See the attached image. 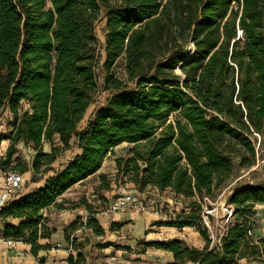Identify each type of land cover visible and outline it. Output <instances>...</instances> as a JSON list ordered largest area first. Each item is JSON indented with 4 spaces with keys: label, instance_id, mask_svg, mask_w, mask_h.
Returning <instances> with one entry per match:
<instances>
[{
    "label": "trees",
    "instance_id": "obj_1",
    "mask_svg": "<svg viewBox=\"0 0 264 264\" xmlns=\"http://www.w3.org/2000/svg\"><path fill=\"white\" fill-rule=\"evenodd\" d=\"M100 23L103 42L96 36ZM101 92L111 97L79 130ZM1 110L14 120L10 135L0 136V143L10 142L1 171L26 172L4 169L19 141L35 152L30 168L38 175L70 142L80 151L42 187L0 208L2 221H18L3 226L2 239L29 245L35 258L51 249L38 242L52 234L43 211L59 208L57 199L95 175L122 143L131 148L114 162L133 189L202 199L230 178L235 160L252 167L251 139H264V0H0ZM43 143L49 153L41 151ZM97 178L99 189L109 190L106 176ZM229 200L234 226L217 249H209L203 229L201 250L176 239L146 245L171 253L172 264H264V237L247 236L251 210L264 205V188L236 190ZM193 204L167 225L194 226L199 206ZM93 217L82 227L103 237ZM66 264H85V258L69 255Z\"/></svg>",
    "mask_w": 264,
    "mask_h": 264
},
{
    "label": "rangeland",
    "instance_id": "obj_2",
    "mask_svg": "<svg viewBox=\"0 0 264 264\" xmlns=\"http://www.w3.org/2000/svg\"><path fill=\"white\" fill-rule=\"evenodd\" d=\"M104 23L98 24L97 30H96V36L100 42L104 41ZM99 86L102 85L103 81V70L99 69ZM116 75L120 78H124L123 71L121 69H118L116 72ZM111 97L110 94L107 92H101L99 95H97L94 102L89 106L87 109L81 124L79 125V130H81L88 120H90L94 114V112L97 109L103 108L107 100ZM14 128V120L12 115L7 110H1L0 111V136L1 138H7L10 133L13 131ZM260 144L259 148L257 149L256 158L254 160V164L250 168H244L239 166V159L235 160L233 171L231 173L230 178L220 187H214L213 191L209 195H203L202 199H190V200H182L179 198H174V196H171L170 194H166L163 197L168 198L171 201L172 208H171V215L177 217L178 215L181 216H187V214L190 211V204L195 202L196 204L192 205V208H196L195 206H199L198 209H194L193 215L191 218L193 220H196V224L191 227L182 228L183 233L185 234L183 239H178L180 245L183 248L188 249H197L201 250L208 242V247L210 250L217 249L219 246V240H215L212 236H216L218 233L223 231L224 227V220L225 218H216V217H208V220L206 217V212H209L210 210L216 209L221 203V205L225 208L228 206H232L230 202V197L236 190H241L244 188H264V139L261 136L259 138ZM10 146V142H1L0 143V158L5 157V153L7 151V148ZM131 145H122L117 148H114L111 154H108L106 159L103 161L100 169L98 172H96L95 175L90 176L87 178L82 184L78 185L76 189H70L65 192V196L62 199L60 203L59 208H55V210H52V213L47 217L46 225L49 227L48 230L51 231V236L55 234L56 228L60 226L59 219L57 214V211L66 210V211H72L75 209H78V211H84V207L87 206L90 207V209H87V213L90 215H93L95 220H97L99 226H104L105 234L103 237H97L95 236L90 229L82 227L83 224L82 221L77 217H72V219H69V221L66 223L67 225L62 228V234L64 237V240L66 237L69 238V240H72L76 243V239L72 238V233L74 231H79L80 236L78 239L82 241L81 243H85L87 245H91L95 248L97 246H101L107 243L112 244V250L109 251L113 253L115 250H123L124 255H127L129 258H132V262H139L141 264H155L156 254H158L157 251H163L158 249L157 247L147 246V243H153V242H161V243H167L170 242L174 238L173 236L177 237L176 235L164 233L166 235L161 236V230L159 228H152V226L157 227H169L167 224L170 223L173 219H168L170 213H168V209L165 207L163 208V211H165V219L164 220H158L154 216L151 215H132L130 213H123L125 215L124 218H129L128 220H125L121 225H114L112 223L113 218L112 214L106 213L105 210L108 208L110 204H112V201L117 198L119 195H121L122 191H133L131 184L128 183L129 180L126 178V176L122 174H117L116 165L114 162L115 158L124 157L127 155L128 151L130 150ZM41 151L44 153L50 152V146L48 143H43L41 146ZM79 149L77 148L76 143L70 142L68 145V148L66 151L60 152L58 156L56 157L55 162L47 168V172L42 174H35L31 170V164L33 161V157L35 156V152L28 146H25L22 141H19L15 147H14V155L12 156V159L10 161V164L7 166V168H4L6 170H9L11 168H17L16 170L21 171L23 168L26 170V172L22 175L23 182H44L48 177L53 176L54 174H58L61 172L68 164L69 160L72 159L75 155L79 154ZM4 167V166H3ZM0 169L1 168L0 166ZM0 172H3L0 170ZM99 174L105 175L106 180L109 181V190H100V182L97 178ZM1 175V173H0ZM130 179V177H129ZM25 184V183H24ZM36 187L33 185L27 184L24 185L22 195L28 194L32 192ZM145 193L151 194V190H144ZM139 193V192H137ZM153 194V193H152ZM91 196H95V201L97 200L99 202V205H96L97 211H93V205L90 203H87L86 198H91ZM220 203V204H219ZM76 204V205H75ZM97 204V203H96ZM219 204V205H218ZM209 210V211H208ZM81 214V213H79ZM99 216V219H97ZM108 216L109 218L106 221H102L101 218L104 216ZM171 216V217H172ZM223 216V215H222ZM86 217L84 213H82V218ZM134 218H137V220H144L142 222H146V230H145V236L142 233L138 237L134 233H131L129 229H125L122 232L120 229L116 232L118 228H114L113 226H125L130 225L129 223H133L132 221ZM250 223L252 226H250V230L247 233V236L253 238V241L256 242L258 238L264 237V205L256 204L254 205L253 209L251 210V216L249 217ZM71 221V222H70ZM221 221V222H220ZM15 223L17 224L18 221L16 220H6L2 221L0 218V227H3L6 223ZM223 222V223H222ZM148 223V224H147ZM207 223L210 227L209 231L205 227V224ZM218 223V224H217ZM161 224V225H160ZM72 226V228H69ZM133 225H131L132 227ZM102 228V227H101ZM70 229V230H69ZM201 229L205 230L206 236H207V242L205 239H203L200 236L199 231ZM220 229V230H219ZM179 230V229H177ZM147 233H150L148 239H146ZM1 234V232H0ZM50 236V238H51ZM190 236V237H189ZM50 238L48 240H50ZM195 240H194V239ZM210 238V239H209ZM189 239V240H188ZM191 239V240H190ZM119 240L123 243V246L121 243H119ZM134 240V242L131 244L129 241ZM66 241V240H65ZM41 245L45 246L47 243V240H39L38 241ZM67 242V241H66ZM120 244V245H119ZM77 245L75 244V247ZM122 246V247H121ZM108 256V255H107ZM138 264V263H137ZM236 264H261L257 261H249L248 259H241L236 261Z\"/></svg>",
    "mask_w": 264,
    "mask_h": 264
},
{
    "label": "crops",
    "instance_id": "obj_3",
    "mask_svg": "<svg viewBox=\"0 0 264 264\" xmlns=\"http://www.w3.org/2000/svg\"><path fill=\"white\" fill-rule=\"evenodd\" d=\"M2 142H8V141H2ZM24 179V178H22ZM25 185L30 184L36 187L34 190L39 189L42 187L44 182H24ZM82 184V183H81ZM80 184H76L75 186H72V190L76 189V187ZM70 189V191H71ZM33 190V191H34ZM65 193L57 199V203H60L64 199ZM76 205V204H75ZM52 210H55V207H50L46 212L48 214L47 217L52 213ZM81 213V214H79ZM82 213L86 216V211H78V209L75 210H61L57 211V216L59 219L60 226L56 228L55 234H53L50 238V240H47V243L51 246V249L48 251H41L38 253V256L35 258L30 254V246L26 245L21 242H14V245L12 247H7L1 240V234H0V264H66V261L68 259L69 255H75L77 253L82 254L85 258V264H141L139 262L135 263L132 262L133 259L129 258L127 255H124L123 250H115L113 253L109 251H113L111 247L105 248V249H99L91 246L90 244L87 245L86 242L81 243L78 239V237H81L79 231L75 232V239H76V248L73 249L65 240L62 234V228L66 226L69 219H72V217H77L80 220H83ZM99 219V216L96 215ZM112 223L114 225H121L125 220H128L127 218H124L125 215H114L112 216ZM109 217L106 215L103 218H101L102 221H106ZM144 221V220H142ZM140 219L137 220V218H134L132 221L133 223H129L130 225L125 226H114V228H118L116 232L120 229L122 232L125 229H129L131 233H134L136 237L139 238V236L142 233V237L145 234L146 230V222H142ZM71 222V221H70ZM148 224V223H147ZM131 225H133L131 227ZM161 225V224H160ZM104 230V226H100ZM3 227H0V230H2ZM159 228L161 232V236L166 235L164 233H169L175 235L173 232L176 228H169V227H157ZM177 230V229H176ZM73 232V233H74ZM106 232V231H104ZM151 234L147 233L146 239L149 238ZM183 235H185L183 233ZM145 236V235H144ZM177 236V235H176ZM176 239L175 236H173ZM180 239L177 237V240ZM134 242V240L129 241L130 246ZM119 243L123 246V243L121 240H119ZM120 245V244H119ZM121 246V247H122ZM158 254H156V263L155 264H172L174 263L173 255L166 251H157ZM108 255V256H107ZM39 261H42L43 263H40ZM150 264V263H147ZM184 264H191V263H184Z\"/></svg>",
    "mask_w": 264,
    "mask_h": 264
},
{
    "label": "built area",
    "instance_id": "obj_4",
    "mask_svg": "<svg viewBox=\"0 0 264 264\" xmlns=\"http://www.w3.org/2000/svg\"><path fill=\"white\" fill-rule=\"evenodd\" d=\"M255 140L251 139V142L254 145L256 154L257 149L259 148V136L257 134L254 135ZM0 208L3 207L6 203H8L10 200L18 197L22 194L24 182L22 179V174L15 172V171H5L0 172ZM144 190H151V194L143 192H139L137 190L133 191H122L121 195H119L117 198H115L112 201V204L108 206V208L105 210L106 213H110L113 216L117 215H123V213H130L132 215H151L157 218L158 220H164L165 219V211H163V208L165 207L168 209V213L171 215V208L172 204L171 201L168 198H164L163 196L166 194H170L171 196H174V198H179L184 200V198L180 195H175L170 189H166L164 191H159L156 188L147 187ZM87 203L93 205V211H97L96 205H99V202L95 199V196H91V198H86ZM196 199V198H194ZM97 203V204H96ZM215 210V209H213ZM47 210L43 211V217L48 216ZM86 211V210H85ZM206 219L208 220V217H216L212 216L210 214H207L206 212ZM172 216V215H171ZM169 216L168 219H175V216L172 217ZM87 218H89V214L86 211V217H84L82 221V224L84 225ZM223 218H225L223 231L218 233L216 236H212L215 238V240H219L226 236L228 230L234 226V208L233 206H228L225 208V214L223 215ZM222 222V223H223ZM205 227L209 231L210 227L207 223H204ZM155 228L156 226H152V228ZM75 236V232L72 233V238ZM210 239V238H209ZM7 247H12L14 245L13 240L11 239H2L1 240ZM129 264V263H128Z\"/></svg>",
    "mask_w": 264,
    "mask_h": 264
},
{
    "label": "bare ground",
    "instance_id": "obj_5",
    "mask_svg": "<svg viewBox=\"0 0 264 264\" xmlns=\"http://www.w3.org/2000/svg\"><path fill=\"white\" fill-rule=\"evenodd\" d=\"M191 52H193V47H191ZM178 74H179V72H178ZM122 145H126V143H122V144H120L119 146H122ZM119 146H117V147H119ZM116 147V148H117ZM103 164H104V162H102ZM75 186V185H74ZM220 204V203H219ZM218 204V205H219ZM222 204V203H221ZM219 205L215 210H208L209 212H207V214H210V215H212V216H216V218H218V219H220V218H222L223 216L222 215H224L225 214V209H224V207L222 206V205ZM221 222V221H220ZM218 224V223H217ZM220 230V229H219ZM173 232L175 233V235H177L178 236V238H180V239H183L184 237V235H183V230H176V229H174L173 230ZM185 233V232H184ZM190 237V236H189ZM194 239V238H193ZM189 240V239H188ZM191 240V239H190ZM195 240V239H194Z\"/></svg>",
    "mask_w": 264,
    "mask_h": 264
},
{
    "label": "water",
    "instance_id": "obj_6",
    "mask_svg": "<svg viewBox=\"0 0 264 264\" xmlns=\"http://www.w3.org/2000/svg\"><path fill=\"white\" fill-rule=\"evenodd\" d=\"M193 51H194V50H193ZM192 53H193V52H191V55H192ZM175 72H176V73L179 72V68H178V67L175 68ZM182 79H183V78H182Z\"/></svg>",
    "mask_w": 264,
    "mask_h": 264
}]
</instances>
